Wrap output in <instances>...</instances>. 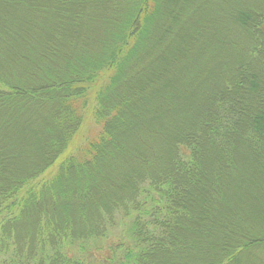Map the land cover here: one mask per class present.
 <instances>
[{
	"label": "rangeland",
	"instance_id": "obj_1",
	"mask_svg": "<svg viewBox=\"0 0 264 264\" xmlns=\"http://www.w3.org/2000/svg\"><path fill=\"white\" fill-rule=\"evenodd\" d=\"M124 4V0H0V78L17 91L8 97L0 95V182L46 163L56 136L51 126L60 110L54 100L58 96L52 92L44 99L24 95L21 99V87L37 90L51 84L47 89H56L55 79L104 56L105 43L126 18L129 7ZM263 7L264 0L161 1L153 29L132 58L131 69L107 91L115 103L128 104L120 117L127 116L120 118L117 128L125 147L116 142L120 146L114 147L116 159L109 160L108 172L96 184V197L91 193L81 199L80 192H74V209L83 198L89 202L96 198V203L86 204L90 211L92 207L106 210L107 200L128 196L133 190L130 178L145 173L141 163L146 157L158 158L151 169H164L208 87H224L227 80L234 83L241 70L249 73L246 68L249 74L256 72L257 61L251 55L253 33L242 19ZM251 80L241 89L245 95L250 94ZM251 101L259 102L252 95ZM238 148L237 161L224 168L216 156H209V164L220 167L219 179L215 168L217 175L210 182L213 186L216 181L218 187L192 190L194 202L197 197L205 199L200 212L206 220L202 219V227L198 225L203 230L200 236V232L193 233L197 224L187 234L188 250L179 260L219 264V250L225 243L253 234L259 238L251 249L227 264H264V143L256 145L257 149L242 144ZM63 198L59 196L58 201ZM42 210L43 206L34 209L33 217H26L20 228L28 231L34 224L28 221H34ZM70 216L74 224L81 217L74 211Z\"/></svg>",
	"mask_w": 264,
	"mask_h": 264
},
{
	"label": "trees",
	"instance_id": "obj_2",
	"mask_svg": "<svg viewBox=\"0 0 264 264\" xmlns=\"http://www.w3.org/2000/svg\"><path fill=\"white\" fill-rule=\"evenodd\" d=\"M124 1L123 6L129 7L126 18L105 43L104 56L55 79L56 89H47L51 84L37 90L21 87L20 98L44 99L53 92L60 110L51 126L56 136L51 139L47 162L0 182V264H189L179 260L188 250L187 236L195 224L198 230L193 233L200 232V236L202 219L206 220L200 212L205 199L197 197L194 202L192 190L218 187L216 181L213 186L210 182L214 169L220 167L209 164V156H216L224 168L237 161L241 144L257 149L256 145L264 143V103L259 106L264 102L263 7L242 19L253 33L251 55L257 61L256 72L249 74L246 68L249 73L241 70L234 83L227 80L224 87H208L164 169H151L157 156L144 158L141 168L145 173L130 178L133 190L128 196L107 200L106 210L92 207L89 211L86 204L96 203V187L111 166L109 160L116 159V142L125 147L117 128L120 118L127 116L120 117L128 104L115 103L107 91L128 74L164 0ZM250 77V94L245 95L241 89ZM6 82L0 78V95L8 97L17 91ZM251 95L252 100H259L257 104ZM219 175L220 170L218 179ZM91 193L94 197L89 202L85 198ZM76 195L85 197L78 209L72 207ZM59 196L64 198L58 201ZM42 206L41 215L28 221L33 226L28 231L20 228ZM72 210L81 215L76 224ZM258 238L243 235L225 243L219 250V264L231 263Z\"/></svg>",
	"mask_w": 264,
	"mask_h": 264
}]
</instances>
